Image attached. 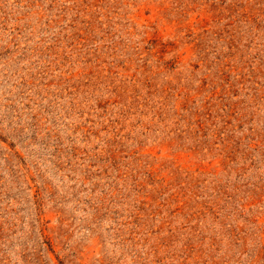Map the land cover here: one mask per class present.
I'll list each match as a JSON object with an SVG mask.
<instances>
[{"label":"rangeland","instance_id":"374dc122","mask_svg":"<svg viewBox=\"0 0 264 264\" xmlns=\"http://www.w3.org/2000/svg\"><path fill=\"white\" fill-rule=\"evenodd\" d=\"M0 264H264V0H0Z\"/></svg>","mask_w":264,"mask_h":264}]
</instances>
